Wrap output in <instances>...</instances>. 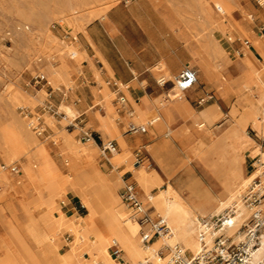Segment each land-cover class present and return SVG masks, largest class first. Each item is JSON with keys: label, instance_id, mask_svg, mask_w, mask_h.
Listing matches in <instances>:
<instances>
[{"label": "rangeland", "instance_id": "rangeland-1", "mask_svg": "<svg viewBox=\"0 0 264 264\" xmlns=\"http://www.w3.org/2000/svg\"><path fill=\"white\" fill-rule=\"evenodd\" d=\"M63 3L64 0H0V125L16 124V122H19L25 130L29 129L28 134L31 136L33 134V137L40 140L49 151L53 160L59 163L57 164L58 167L60 166L59 174L66 179H69L68 176L72 177L77 171H67L68 167L66 164L69 162L70 156L68 149L61 146L63 144L61 139L62 134L67 135L69 142L73 144L77 143L75 145L84 146L90 144L88 150H92L91 152H93L90 161L102 173L114 175L117 166L126 165L127 167V164L121 163L114 167L109 160L111 154L106 153L103 155L101 153L100 142L112 139L105 138L96 130L95 122L92 120V112L96 107H92L93 102H90L89 95L87 94L88 90H91L93 93L95 89L108 88V81L99 79L97 82L100 85L99 88L93 87V84L81 72L82 58L76 61L77 57L70 58L71 56L68 54L70 48L73 46L78 48L79 44L82 43L79 32L84 31L87 23L90 24L89 27L97 26L103 24V19L94 17L84 24L82 30L67 27L63 18L57 15ZM153 10L163 19L164 24L168 27L191 32L195 36V41H199L200 37L205 36V34L207 39L208 33L213 31L211 35L215 38L218 46L222 47L223 53L217 54L214 50L211 52L210 63L213 66L212 71L215 72L210 80L202 79L200 77V68L192 65V68L198 74L194 87H205L207 94L204 96L205 100L201 104L197 100L190 102V104L192 110L198 112L203 107L215 103L218 107V116L214 123L209 126V130L214 137L225 134L231 123L229 112L234 102V97L223 92L221 88L223 80L221 77H224L226 80H234L241 75L240 58L236 51L240 46H244V48L247 46L244 44V41L253 46L259 43L264 44V0L262 2L260 0H224L219 4L214 0H117L108 8L103 16L119 29L115 41L118 42L120 40V32L124 33V37L131 43L144 47L148 40L140 31V33L137 32V21L140 17H144V13L147 14V12ZM39 25L44 27L46 32L55 41L44 44V39L37 37L33 40L32 44H26L23 36L29 34L33 30V27ZM216 30H221L222 32L220 33ZM103 42H105V39L102 37L101 43ZM41 49L49 55L47 60L42 52H40ZM256 63L261 66L264 64V61L263 59L256 60ZM47 64L51 69L63 67V71H66L65 77L56 81L48 77L47 73L43 70ZM254 69L258 70L255 66ZM38 74L44 75L45 79L36 82L34 76ZM166 87L167 85L165 84L161 88L166 91ZM112 91L114 92L112 103L119 108L120 118L117 120V123L121 128V132L124 136H132L135 133L127 131L128 124L131 123L128 115L129 111L127 113L121 112L120 104L116 100V91ZM184 94L185 91H183ZM166 100L169 101V98L167 97ZM75 103L85 106L79 110L75 108ZM48 104H53L57 109L56 114H52L46 110L45 106ZM64 106L73 108L76 115L74 114L71 117L67 114V118H64V113H66ZM117 117L118 114L115 116V120ZM115 120H111V123H115ZM193 125L191 117L184 114L175 115L170 129L180 128L184 134L190 135ZM36 130H39V133ZM83 132L96 136L95 142L91 139L88 141L83 140ZM244 133L249 140L248 145L242 153L245 163V175L248 176L246 186L253 178L252 172H254L259 164L257 150L264 149V140L249 125ZM164 138L172 139L174 145L178 147L177 140L171 134L165 135V133L159 132L154 139L159 141ZM194 144L195 141L191 142V145ZM131 152L132 156L129 163L133 161L135 166L142 165L145 170H156L163 178L161 188L165 187L166 182H170L173 186H176V182L179 179H185L188 174L200 178L204 185L210 187L213 194H216L220 188L210 177V159H207L208 154L205 152V149H200L196 155L190 153L189 159L177 166L169 175L165 174L158 161L147 151L145 146H141L140 149L135 148ZM179 154L183 156L181 151H179ZM22 163L23 159L15 160L12 163H4L0 154V166H4L1 170L5 171L8 176H14L15 178L12 181V185H5L0 188V207L4 208L5 204L18 205L25 203L36 196L37 189L33 185L29 184L28 192L31 197L24 188V186L28 187V182L30 183V181L22 176ZM13 165L17 167L16 173L9 170V167ZM131 177L132 174L129 172L124 176V181H130L134 184L138 199L143 204L148 216L155 221L158 217L147 201L142 200L137 180L135 181L136 186L131 181ZM42 184L46 186L47 180L44 179ZM122 184L123 182H118L115 188V195L120 202L118 194ZM158 190L157 188H152L151 193L154 194ZM184 190L183 195L186 196V189L184 188ZM243 190L244 188L241 189V191ZM240 193L237 200V202H240L239 207L247 209L241 204ZM73 194H75V190L73 189L64 188L62 190L56 206L58 209L55 212L56 215L59 213L61 218H69V212L61 213L60 207L66 204L67 197ZM63 200L64 203L61 202ZM75 200L77 201V212L74 215L77 217L85 215L87 211L82 206L80 199L75 197ZM121 205L123 207V210H121L122 208L119 205V212L121 214H129L137 218L136 213L126 208L122 202ZM262 207L264 210V205ZM201 214H205L204 216L212 215L209 211H201L198 216L201 217ZM16 215L19 223L23 224L24 220L22 219L20 210L16 211ZM129 215L127 216L130 217ZM4 217L6 219L10 217L7 209H4ZM141 227V232L145 233L151 229L148 225H142ZM244 228L245 226L240 225L241 230ZM60 231L62 232L60 240L63 244L59 252H62L68 248L67 244H69L72 234L64 231V229ZM6 232V224L2 217H0V242L2 244L6 242L4 238ZM261 233L263 237L264 231ZM262 237L260 238L261 240ZM65 238L68 239L64 240ZM156 238L157 236L153 237L150 242ZM166 251L168 252L167 248L163 247L159 253L161 256H164ZM0 253L2 252L0 251ZM79 253L81 260L87 261L89 259V254L84 245ZM84 253L87 254L85 255L87 256L86 259L82 258ZM185 254L187 256L191 255L187 250H185ZM123 259L125 258L123 257Z\"/></svg>", "mask_w": 264, "mask_h": 264}, {"label": "crops", "instance_id": "crops-1", "mask_svg": "<svg viewBox=\"0 0 264 264\" xmlns=\"http://www.w3.org/2000/svg\"><path fill=\"white\" fill-rule=\"evenodd\" d=\"M107 10L108 8L103 13L94 16L103 19V24H99L100 26L89 27L90 24L87 22L94 17L90 19L83 17L77 24L73 25L72 28L82 30L84 24L87 23V27L84 31L79 32L82 43L79 44L78 48L73 46L68 52L71 56L70 58L77 57L75 59L76 61L82 58L81 72H83L87 80L93 84V87L96 86L99 88L100 85L97 83L99 79L108 81V88L100 90L95 89L93 93L91 90L87 91L90 102H93L92 107H96L92 112V120L95 122L96 130L101 133L107 128V123L109 125L108 118H113L118 114L116 120L114 119L117 135L111 138L115 141L118 149L115 154L112 153L110 155L109 160L114 167L121 163H126L127 167L126 165L117 166L114 175L103 174L109 179L114 190L118 182H124V176L129 172L132 174L131 181L136 185L135 181L137 180L138 184V167H141L146 173H150L152 170L155 171L163 184V178L156 170H145L142 165L135 166L133 161L129 163L132 150L135 148L140 149L141 146H145L147 151L158 161L165 174L169 175L177 166L189 159L190 153L196 155L199 153L200 149H205L203 146L200 147V142L209 143L214 139L222 141L225 138V134L214 137L209 130V126L214 123L218 116V107L215 103L203 107L198 112H194L191 108L190 102L194 100L198 102L199 99L204 98L207 94L205 87H194L197 79L191 88L185 90L184 95L183 92L180 91V94L175 98L170 96L175 92L173 83H175L176 77L181 69L186 66L189 68H192V65L199 67L200 77L204 80H210L214 76L213 74L215 71H212L213 66H211L210 58L205 54L206 48L204 47V42L206 40V34L205 36H201L199 41H195V36H193L191 32L168 27L164 24L163 19L153 10L147 12V14L144 13V17H140L137 21V32H141L148 40L144 47L136 46L131 43L124 37V33L120 32V40L117 42L115 38L117 37L119 29L111 21L104 18L103 15ZM102 37L105 39L103 43H101ZM236 53L239 58L245 57V53H247L258 71H263L264 73V64L259 66L256 63V60L259 61L263 59L264 61V44L259 43L256 46L248 44L245 48L244 46H240ZM193 70L196 72L198 78L197 71L195 69ZM221 78L223 80L221 87L223 92L234 97V102L229 112L231 122L233 120H238L246 129L248 125L251 126V122L255 118L253 112H256V110L253 106L256 104V99L252 96L244 97L241 105L237 102V97L243 92V84L246 82L254 83V79L249 73H247V75L241 74L234 80H226L224 77ZM159 79L164 80L165 83L161 85L158 81ZM113 83L116 84V86H114ZM165 84L167 85L166 91L161 88ZM112 90L119 92V94L125 98V103L120 106L121 112L127 113V111H129L128 115L131 122L137 121L145 128V132L135 133L132 136H124L122 134L121 128L117 123V120L120 118L119 108L112 103L114 94ZM167 97L169 101L166 100ZM74 106L81 110L85 105L83 106L75 103ZM64 114V118H67V114ZM148 114L150 115L148 116ZM182 114L193 119L194 125L190 135L184 134L180 128L170 129L174 116ZM200 122L206 124L203 129L198 127ZM159 132H163L165 135L171 134V136L177 140L178 147L174 145L172 139L164 138L156 141L154 138ZM193 141H195L196 145H191ZM248 142L249 140L246 144L241 143L237 146L229 145L228 151L230 154L227 155L224 160H219L213 152L208 153L207 159H210V177L214 180L215 184L220 187L216 194H213L210 187L204 185L200 178L191 174H188L183 180L179 179L178 182H176V186H173L170 182H166L165 187L169 184L176 189L182 197H185L183 195V191H185L184 188L186 189L187 196L189 194L188 186L193 183H201L213 196V200L208 201L204 205V211H209L210 206L214 205L217 196L224 189L234 187L243 177L248 179V176L245 175V163L242 155ZM179 151L182 152L183 156L179 154ZM230 168L236 170L238 174V177L234 180L230 179L228 176V170ZM257 170L255 169V172H252L253 178L257 176L255 175ZM55 172H52L51 176H53ZM262 173L264 175V168ZM87 177V170L81 168L73 174L71 181L69 180V182H66L64 188L75 190L76 187L87 182ZM14 179L13 176V181ZM64 179L66 178L64 177ZM29 184L28 182V187L24 186L26 191L29 190ZM161 185L160 187L154 188L160 189ZM75 197H78L76 192L70 197H67V203L60 207L62 210L61 213L69 212V217H74L75 219L88 216V212L78 217L74 215V213L77 212V201ZM61 202L64 203V200ZM26 203L27 202L20 203L18 205L5 204L4 208L0 207V217H2L8 229H15L23 237L29 248L35 252L39 259V264H49L46 256H44L41 250V245L33 241L29 228L31 225V215H33L41 225L49 219V216L44 212L41 204L27 208ZM119 203L123 209L120 201ZM263 203L264 198L261 206L264 205ZM4 209H7L10 214L8 219L4 217ZM17 210H20L22 214V219L24 220L23 224H20L18 221L16 215ZM139 225L141 231V224ZM94 228L106 234L112 233L116 239L121 238V234L118 230L111 229V220L105 212H100L98 214L95 219ZM34 230L39 237H42L43 240H47V234L43 229L35 228ZM120 231L122 232V228H120ZM67 239L68 238H65L64 240ZM72 239L73 236L69 243ZM62 244L63 243L57 241L54 244L57 247V253L59 255H63L69 249V244H67L68 248L65 249V251L59 252ZM0 247V251L2 252L0 253V257H2L7 248V242L3 244L0 242ZM121 251L122 254L120 258L117 259L118 263L133 264L129 254L125 250ZM85 255L87 254L84 253L82 255L83 259L87 258ZM122 256L125 259H123Z\"/></svg>", "mask_w": 264, "mask_h": 264}, {"label": "bare ground", "instance_id": "bare-ground-1", "mask_svg": "<svg viewBox=\"0 0 264 264\" xmlns=\"http://www.w3.org/2000/svg\"><path fill=\"white\" fill-rule=\"evenodd\" d=\"M116 1L117 0H64L57 15L63 18L67 27H73V25L82 20L83 17L90 19L103 13ZM214 1L219 4L224 0ZM262 1L263 0H260V2ZM216 31L222 32L221 30ZM212 32L208 33L207 39L204 42L206 53L203 51L210 59L213 50L217 54L223 53V49L218 46L215 38L211 35ZM37 37L43 38L45 41L44 44L55 41V39L46 32L45 28L40 25L33 27V30L29 34L23 36V40L26 44H32L33 40ZM40 52H42L46 60L49 58V55L42 49ZM240 64H242L241 74L247 75V73H249L252 75L254 83L246 82L243 84V92L237 97V102L242 105L243 98L247 96H252L256 99V104L253 106L256 110V112H253L255 118L251 122V127L256 131L259 137L264 140V73L263 71L254 69V63L247 53H245V57L240 58ZM62 68L63 67L51 69L47 64L43 70L47 73L48 77L56 81L65 77L66 71H63ZM158 81L162 82V79ZM174 90L175 92L170 95L172 98L180 94L176 81L174 83ZM64 108L66 114L69 116L72 117L75 114L73 108L69 106H64ZM149 115L150 114H148V116ZM114 119L115 117L108 118L109 125L105 119L107 128L101 132L105 138L111 139L117 135L115 124L111 123V120ZM131 124L143 127L138 124L137 121H133ZM205 125L204 122H200L198 127L203 129ZM28 130H25L23 125L19 122H16V124L0 125V154L4 163H12L15 160L23 159L22 176L27 178L30 181V185H33L37 189L36 196L27 201V208L41 204L44 212L48 214L49 219L41 225L36 218L31 215V225L29 228L33 241L41 245V250L44 256H46L49 264H119L117 258L113 257L110 253L111 240H115L118 247L129 254L133 264H144L146 260H149L151 264H167L170 260V249L175 245H177L181 251L187 250L191 254H195L199 250L197 237L199 231L198 214L204 211V205L208 201L213 200V196L201 183H193L188 186L189 194L185 197H182V195L169 184H167L165 188H160L153 194L151 193V189L160 187L162 184L161 179L155 171L152 170L150 173H146L144 170L142 171L141 167H138V187L142 194V200L147 201L153 209V212H155V215L158 218H162L169 228L168 233L161 234L148 244H143L137 218L133 216L128 217L119 212L120 203L115 195L113 186L109 179L90 161L93 155V152H91L92 150H88L90 144L84 146L75 145L77 143L73 144L69 142L65 134L61 135L63 141L61 146L67 148L69 151L70 160L66 164L68 167L67 171H77L81 168L87 170V182L76 187L75 192L82 205L87 210L88 216L76 219L74 217L64 219L60 217L59 213L56 215L55 212L58 211L56 206L60 194L66 182H69V179L71 180V177L68 176L69 179H64L63 176H60V166L58 167L57 165L59 163L53 160L49 151L40 140L33 137V134L32 136L28 134ZM244 130L245 128L238 120H233L222 141L214 139L209 143L200 142L199 145L200 147H205L207 154L213 152L219 160H224V158L230 154L228 151L229 145L237 146L241 143L246 144L248 138L244 135ZM116 152L117 150L113 152V154ZM257 153L259 156V164L257 165L258 170L256 168L257 172L255 175L259 176L261 179L263 192L264 175L262 170L264 168V149H258ZM135 163L137 162L135 161ZM3 167V165L0 166V188L5 185H12L13 181V176H8L5 171L1 170ZM52 172H55L53 176H51ZM228 176L230 179L234 180L238 177V174L236 170L230 168L228 170ZM44 179L47 180L46 186L42 184ZM246 182L247 178L243 177L234 187L224 189L217 196L214 205L210 206L209 209L210 214H219L226 206L231 204L235 205V214L231 218L228 228V233L234 234L235 238H240L241 233L237 232V229L240 223L249 214V210L239 207L240 202H237L239 193L241 189L245 187ZM27 193L29 194L28 191ZM29 196L31 197L30 194ZM100 212L107 213L111 220V229L118 230L121 234V238L116 239L112 233L106 234L94 228L95 219ZM201 215L204 216L205 214ZM35 228L43 229L47 234V240H43L42 237H39L34 230ZM120 228H122V232ZM61 229L70 232L73 236L72 241L69 243L68 251L63 255L57 253V247L54 245L56 241L62 243L60 240ZM146 233L150 235L152 230L150 229V231ZM4 238L7 242V248L4 255L0 257V264H39V259L35 252L29 248L23 237L15 229L7 228ZM83 245L86 247V251L89 254L88 263L80 258L79 251L82 249ZM163 247L167 248L168 252L166 251L164 256H161L159 252ZM251 263L264 264V235L260 247L251 257Z\"/></svg>", "mask_w": 264, "mask_h": 264}, {"label": "built area", "instance_id": "built-area-1", "mask_svg": "<svg viewBox=\"0 0 264 264\" xmlns=\"http://www.w3.org/2000/svg\"><path fill=\"white\" fill-rule=\"evenodd\" d=\"M244 44L248 45L246 41ZM36 82L44 80V75L38 74L34 76ZM196 72L189 67H184L179 72L175 81L180 91H185L193 86L196 82ZM165 82H160L163 85ZM114 86L116 84L113 83ZM117 102L122 106L125 103V98L116 92ZM205 98L198 100L200 104ZM48 112L57 113V109L53 104L45 106ZM127 131L130 133H142L145 129L140 126L128 124ZM39 133V130H36ZM82 139H89L95 142L96 136L91 133L83 132ZM101 153L112 154L117 150V145L112 140L100 142ZM9 170L13 173L17 172L15 165L10 166ZM263 184L259 176H255L244 187L240 193V199L243 205L249 210L248 217L240 223L245 226L243 230L239 228L237 232L241 233L240 238H235L234 234L228 233L230 220L235 214V205L226 206L219 214L201 216L198 218L199 231L197 234L199 242V250L195 254L187 256L185 251H181L177 245L170 249V260L167 264H256L251 263L253 253L260 247L262 233L264 231V210L261 206L264 194L262 192ZM119 198L122 204L136 213L139 224L150 226L152 233L148 235L141 232V241L143 244H148L153 237H159L161 234L169 232V228L162 218H157L153 221L143 204L138 199L134 184L130 181H124L119 190ZM110 253L115 258H120L122 251L118 247L115 240L110 242ZM144 264H151L146 260Z\"/></svg>", "mask_w": 264, "mask_h": 264}]
</instances>
